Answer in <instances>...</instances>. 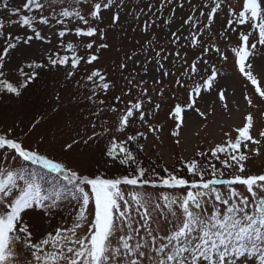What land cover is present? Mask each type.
I'll list each match as a JSON object with an SVG mask.
<instances>
[{
	"label": "snow or ice",
	"instance_id": "1",
	"mask_svg": "<svg viewBox=\"0 0 264 264\" xmlns=\"http://www.w3.org/2000/svg\"><path fill=\"white\" fill-rule=\"evenodd\" d=\"M185 4L190 12L177 24V8ZM127 7L126 0H23L21 7H9V0H2L0 8L18 17L11 22L23 34L6 31L0 20V97L19 99L41 70L66 68L65 81H72L82 63L92 65L101 50L109 48L108 31L123 26L121 10ZM221 11L225 21L217 28ZM131 15L135 21L146 17L141 22L142 33L148 34L143 47L154 55L142 67L148 73L147 64L155 63L156 87L150 89L143 77L130 74L126 90L109 102L116 83L101 69H93L75 82L78 91L69 101L75 107L82 101L90 105L88 115L81 117L87 125L65 145L87 146L108 136L98 163L123 171L114 176L99 169L85 174L42 153L39 146L26 145L25 137L39 120L22 135L15 133L19 124L0 128V264H264V172L248 171V161L264 148V130H256L253 112L244 116L242 126L224 133V142L187 159L180 156L171 168L158 160L146 165L141 156L149 134L160 140L163 125L155 121L171 85L173 98L181 89L187 92V99L168 112L175 121L171 136L177 145L188 111L207 119L209 113L198 107L205 93H215L228 110L217 60L227 62L229 54L264 102V78L254 74L252 62L264 56V0H243L240 10L232 0H156ZM157 28L169 29L164 44L150 32ZM70 35L77 43L65 41ZM53 37L66 54L46 50V62L12 64L16 51L31 49L37 41L52 45ZM135 56L126 55L118 65L122 73L129 61L136 63ZM54 99L53 112L59 113V92ZM243 99L259 109L247 93ZM33 165L55 174L64 182L62 188L45 190L31 171ZM63 199L76 204L70 224L38 235L35 218L50 222Z\"/></svg>",
	"mask_w": 264,
	"mask_h": 264
},
{
	"label": "rangeland",
	"instance_id": "2",
	"mask_svg": "<svg viewBox=\"0 0 264 264\" xmlns=\"http://www.w3.org/2000/svg\"><path fill=\"white\" fill-rule=\"evenodd\" d=\"M155 3L156 0H126L128 7L121 10L124 17L122 20V27H115L108 31L107 42L109 48L101 50L99 53L100 59L92 65L81 64L77 70L76 76L72 81H65V74L68 69L60 68L58 70L47 71L41 70L40 76L30 85V87L17 99L8 95L0 97V128H7L14 124H19L15 129L17 135H22L28 131V128L36 120L40 123L36 128L25 137V144L33 147L39 146L42 153L48 154L50 157H55L58 160L68 163L70 166L79 169L81 172L95 173L99 169L106 172L107 176L118 175L123 169L113 167L105 169L102 163V152L109 140L108 136L99 140L96 143H90L85 146L82 143L74 145L72 149H66V143H70L73 138L77 137V132L83 134L87 121L83 120L82 116L88 115V108L90 105L86 101H82L79 107L69 103L77 93L76 81L81 80L93 69L99 68L106 75L109 81L116 83L115 89L108 93L109 102L115 95H121L122 90H126L127 84L125 77L130 74L135 75L137 79L143 77L147 81L150 89L155 88L152 77L159 78V73L155 71V63H148V73L143 71V65L152 59L154 52L151 49L143 47L146 45V36L148 34L142 33L141 22L146 18L141 16V21H135L131 13L138 8H144L148 3ZM2 3V0H0ZM23 0H9V7H21ZM233 5L240 10L243 0H232ZM190 12L187 4L183 9L177 8L176 22L182 20L186 14ZM165 15H168L167 11ZM18 17H9L6 11L0 8V20L3 21L6 31H11L14 34H23L21 28L17 24L12 23ZM225 21L224 12L221 11L219 16L220 24ZM109 21L105 20V24ZM135 29V31H133ZM171 30H175L174 28ZM169 29H154L150 30L157 37L161 44H164L168 39L167 33ZM51 35V31H48ZM65 41L77 43L75 36H68ZM232 45H235L237 36L231 37ZM171 48V45H168ZM46 50L48 52L59 50L61 55L66 54L63 49L57 47V40L53 37L52 45H44L37 41L31 49L27 47L16 51L12 64L26 63L32 59L38 62H46ZM136 53L134 60L136 63L128 62V67L121 72L118 65L126 61V55ZM71 55V53H67ZM80 54H84V50L80 49ZM253 72L260 78H264V56L257 55L253 59ZM166 65L168 62H165ZM217 67L223 72L220 78V85L226 90V102L228 103V110L226 111L222 103L219 101L215 93L204 94L203 100L200 101L198 107L201 111L209 113L207 119H202L195 111H188L185 114L184 126L181 129L180 144L177 145L175 137L171 136V132L175 127V121L168 118V112L175 103H182L187 99V92L183 89L175 93L173 98V90L175 85L167 88L168 96L162 104V109L156 117V121L163 125V130L159 133L160 140L155 139V134H149V138L145 143V152L141 154L145 164L149 160H158L160 163L172 167L177 158L183 156L185 159L191 157L196 151L207 150L215 144L222 143L226 139L225 132H230L232 129L242 126L244 116L248 112H253L256 117V130H264V102H261L259 97L254 93L252 86L239 74L231 54L227 62L217 60ZM174 70V69H173ZM30 71V70H29ZM171 77L165 79V85ZM247 85V86H246ZM59 92L63 108L59 113L53 112L56 107L54 99L55 94ZM82 95H87V89H79ZM245 93L253 98L254 104H258L259 109L250 108L243 99ZM136 90H133V95ZM103 98V97H102ZM125 100L132 99V97H124ZM120 107H123L121 105ZM91 118V117H90ZM99 131V129H97ZM91 128L88 126V132ZM198 133V134H197ZM235 132L232 135L235 136ZM255 134V133H254ZM4 159L0 155V161ZM31 171L36 173L42 187L51 192L57 188H62L64 182L59 180L55 174L48 173L47 170L40 168V166H31ZM248 171L251 173L264 172V148L261 149V155L255 156L248 161ZM67 195V193H65ZM90 209L94 204H90ZM76 209L75 201L70 199H63L60 202V207L57 209L55 217L49 222L47 218H35V224L38 230V235H42L46 230L60 226L62 223L70 224L72 217L70 213H74Z\"/></svg>",
	"mask_w": 264,
	"mask_h": 264
},
{
	"label": "trees",
	"instance_id": "3",
	"mask_svg": "<svg viewBox=\"0 0 264 264\" xmlns=\"http://www.w3.org/2000/svg\"><path fill=\"white\" fill-rule=\"evenodd\" d=\"M150 160H151V159H150ZM150 160H149V161H150Z\"/></svg>",
	"mask_w": 264,
	"mask_h": 264
}]
</instances>
